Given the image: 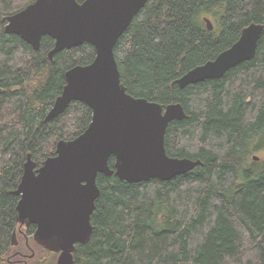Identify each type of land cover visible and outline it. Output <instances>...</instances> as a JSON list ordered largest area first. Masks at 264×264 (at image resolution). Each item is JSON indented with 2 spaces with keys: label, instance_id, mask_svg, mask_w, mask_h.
I'll list each match as a JSON object with an SVG mask.
<instances>
[{
  "label": "trees",
  "instance_id": "1",
  "mask_svg": "<svg viewBox=\"0 0 264 264\" xmlns=\"http://www.w3.org/2000/svg\"><path fill=\"white\" fill-rule=\"evenodd\" d=\"M34 1L0 0V264L30 254L11 193L27 155L39 167L92 116L72 102L45 121L65 72L90 64L95 51L83 44L49 59L50 37L34 50L7 36L4 18ZM251 23L263 26L252 60L220 79L178 88V78L230 48ZM113 51L128 94L182 105L187 118L169 124L166 154L202 165L164 182L128 184L98 174L92 236L76 246L74 264H264V166L246 162L250 140L264 132V0H147ZM30 239L36 250L26 264H56V253Z\"/></svg>",
  "mask_w": 264,
  "mask_h": 264
},
{
  "label": "water",
  "instance_id": "2",
  "mask_svg": "<svg viewBox=\"0 0 264 264\" xmlns=\"http://www.w3.org/2000/svg\"><path fill=\"white\" fill-rule=\"evenodd\" d=\"M146 1L36 0L5 18L3 32L19 36L34 50L39 49L43 36L50 37L54 41L50 59L83 44L95 51L90 64L65 72V85L45 117L48 122L63 114L72 102H81L91 110L89 125L74 139L58 141L54 154L39 167L27 155L19 184L11 192L19 198L15 214L20 227H35V243L58 253L56 264H74L76 246L91 239L90 219L100 196L98 174L115 176L128 184L150 179L164 182L202 165L200 160L166 154L169 124L187 118L182 105L135 98L121 82L113 50ZM203 21L209 31L213 30L209 19ZM262 30L260 24H249L230 48L189 70L175 84L184 89L217 80L252 60ZM32 257L33 253L27 256Z\"/></svg>",
  "mask_w": 264,
  "mask_h": 264
},
{
  "label": "rangeland",
  "instance_id": "3",
  "mask_svg": "<svg viewBox=\"0 0 264 264\" xmlns=\"http://www.w3.org/2000/svg\"><path fill=\"white\" fill-rule=\"evenodd\" d=\"M5 21V20H4ZM5 24H6V21H5ZM4 26V25H3ZM247 148H250L251 152L250 154H248L247 158H246V162L248 163V165L252 162L258 164L259 166L263 165L264 166V132L256 135L255 137H253L251 140H250V143L249 145L247 146ZM253 157H257L258 160L255 161L253 160ZM19 229L22 228V231H25L26 229L24 228V226H18ZM27 236H29V240H28V243H29V246L31 247V251H35L36 250V247L34 246V244L32 243L31 241V236L30 234H28ZM19 235L16 234V233H13V237L11 238V241H12V245H18L19 244ZM21 242H22V246L24 245V238H23V232H22V239H21ZM25 254H28L26 252H24ZM35 255V253H34ZM21 256H22V253H21ZM13 257V256H12ZM33 258V257H32ZM27 260V259H26ZM26 260L22 263V257L19 259V258H16L14 259V261H11V263H14L15 261H18L17 264H26Z\"/></svg>",
  "mask_w": 264,
  "mask_h": 264
},
{
  "label": "flooded vegetation",
  "instance_id": "4",
  "mask_svg": "<svg viewBox=\"0 0 264 264\" xmlns=\"http://www.w3.org/2000/svg\"><path fill=\"white\" fill-rule=\"evenodd\" d=\"M25 229H32V230H25L22 231L23 232V238H24V246H22V249L25 247L26 249H28L31 252V247L29 246L28 240H29V236H27L28 234H30L31 238L33 239V235L35 232V227L34 226H24ZM34 253V252H33ZM29 254H25L24 252H22V263L28 259L26 256H28Z\"/></svg>",
  "mask_w": 264,
  "mask_h": 264
},
{
  "label": "bare ground",
  "instance_id": "5",
  "mask_svg": "<svg viewBox=\"0 0 264 264\" xmlns=\"http://www.w3.org/2000/svg\"><path fill=\"white\" fill-rule=\"evenodd\" d=\"M35 1H36V0H35ZM35 1H34V2H35ZM83 1H84V0H83ZM34 2H32V3H34ZM32 3H30V4H32ZM30 4H28V5H30ZM28 5H27V6H28ZM27 6H25L23 9H25ZM23 9H22V10H23ZM19 11H20V10H19ZM16 13H17V12H16ZM13 14H14V13H13ZM11 15H12V14H11ZM9 16H10V15H9ZM6 17H7V16H6ZM6 17H5V18H6ZM134 17H135V16H134ZM5 18H4V20H5ZM204 18H206V17H204ZM3 27H4V26H3ZM234 43H235V42H234ZM28 45H29V44H28ZM29 46H30V45H29ZM30 47H31V46H30ZM31 48H32V47H31ZM32 49H33V48H32ZM227 49H228V48H227ZM48 54H49V53H48ZM49 59H50V58H49ZM52 105H53V104H52ZM256 161H257V160H256ZM34 233H35V232H34ZM32 240L34 241V239H32ZM34 242H35V241H34ZM35 244H36V243H35ZM38 246H39V245H38ZM40 247H41V246H40ZM41 248H42V247H41ZM43 249H44V248H43ZM44 250H45V249H44ZM46 251H47V250H46ZM48 252H49V251H48ZM32 253H33V251L30 252V254H32ZM53 253H54V252H53ZM30 254H29V255H30ZM56 254H57V257H58V253H56ZM29 255H28V256H29ZM33 256H34V253H33ZM26 257H27V256H26ZM57 257H56V260H57ZM28 259H29V258H28ZM30 259H31V258H30Z\"/></svg>",
  "mask_w": 264,
  "mask_h": 264
}]
</instances>
